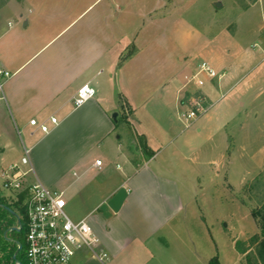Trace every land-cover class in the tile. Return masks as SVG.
<instances>
[{
  "label": "crops",
  "instance_id": "crops-1",
  "mask_svg": "<svg viewBox=\"0 0 264 264\" xmlns=\"http://www.w3.org/2000/svg\"><path fill=\"white\" fill-rule=\"evenodd\" d=\"M196 1L0 0V61L13 73L0 100V174L17 164L28 171V182L71 198L99 196L76 220L88 221L107 257L81 250L74 264H210L215 257L219 264L246 263L247 250L237 249L247 230L236 231V196H227L232 209L221 216L222 197L206 194L205 185L220 182L225 161L214 154L221 143L228 149L230 124L209 110L228 95L247 96L264 80V0L246 7L248 33L259 38L253 47L236 45L245 28L238 23L233 29L195 26ZM256 5L261 22L253 27ZM204 59L219 74L197 75L198 85L191 78ZM83 84L96 94L76 107ZM197 93L209 108L186 120L182 108ZM246 113L233 123L248 121ZM31 119L50 131L41 132ZM124 120L144 139L138 161L123 148ZM56 165L73 170L72 178L57 181L36 171ZM192 179L202 184L201 195L183 196Z\"/></svg>",
  "mask_w": 264,
  "mask_h": 264
},
{
  "label": "rangeland",
  "instance_id": "rangeland-1",
  "mask_svg": "<svg viewBox=\"0 0 264 264\" xmlns=\"http://www.w3.org/2000/svg\"><path fill=\"white\" fill-rule=\"evenodd\" d=\"M254 1L256 0H197L196 6L190 12V16L195 26L206 28V30H216L218 26L233 29L238 23L245 28L236 35V45L253 47V43L258 41L259 38L256 34L248 33V9L246 10V7ZM217 4L220 5L218 6ZM261 9V5H256L251 9V24H253V27L261 22ZM195 10H198L199 14ZM224 43L227 46L230 44L229 41H225L222 44L224 45ZM228 51H230V47L225 49V54H228ZM207 59L204 60L208 61L212 66L213 64ZM217 70L215 69L218 76L219 70ZM256 93H259V95L257 96ZM204 96L202 93L195 94V99H193L191 105L200 99L203 109H208L210 102ZM218 97L215 96L214 99ZM241 102L246 103V105L242 106ZM246 111H248V121L242 119L234 124V118L245 116L247 114ZM129 113V107L126 106L123 109V118L128 117ZM209 113H212L214 118L221 115L224 116L225 119L230 121V124L227 126L228 149L221 143L219 154H214L217 160H220L221 156H223L222 160L225 161V165L221 166V177L218 179L220 182L214 185H205L206 194L208 196H213L214 194L222 197L221 216L229 208L232 209V205L230 207L228 199H226L227 196H236L238 206L235 223L236 231H239L240 228L247 230V236L238 240L240 248L247 250L246 253H243L244 259L242 260L246 262L245 264H259L258 250L262 236L261 232L258 231L259 233H257L255 230L258 227L261 231V228L258 219L252 215L251 211L253 208L261 209L264 207V80L260 81L257 89L250 92L247 96L238 99L237 95L234 94L221 99L216 106L209 110ZM201 114L198 111L197 116ZM124 121L126 123V136L123 140V148L130 158L138 161L140 156H143L144 139L134 133L133 124L130 121ZM194 128L192 127L191 130H194ZM23 136L27 140L26 135L23 134ZM136 149H142L141 153L139 151L140 155H137ZM36 171L57 181L61 179L64 181L73 176V170L57 165L41 169L37 168ZM230 174L231 184L228 180ZM188 188L189 192L184 191L183 196H200L202 193V184L198 183V179H192ZM65 197L68 199L67 213L75 220L85 213L99 198V196L87 195L74 196L72 198L66 195ZM225 223V221L220 223L222 230L225 229ZM17 224L18 220L16 219L14 227H17ZM8 238H11L10 233ZM257 239V242L254 241ZM23 241L25 242V238ZM219 246L223 256V253L225 254L227 251L223 248L222 240H220ZM226 256H224V259ZM230 260L231 263L225 262V264H242L243 262L236 258H231Z\"/></svg>",
  "mask_w": 264,
  "mask_h": 264
},
{
  "label": "built area",
  "instance_id": "built-area-1",
  "mask_svg": "<svg viewBox=\"0 0 264 264\" xmlns=\"http://www.w3.org/2000/svg\"><path fill=\"white\" fill-rule=\"evenodd\" d=\"M12 72L0 61V100H5L4 89ZM210 78L217 76L216 71L207 61L200 62L197 74L191 79L198 85H203L197 75ZM96 90L90 84H83L74 96V105L79 107L92 99ZM200 100V99H199ZM191 106H182V116L194 119L197 113H204L200 101ZM50 122L57 124V118L51 117ZM30 124L37 126L41 132L50 131L47 123L31 119ZM29 150L24 148L22 164L28 163ZM96 166L102 165V160L95 161ZM28 171H23L17 164H12L0 174V192L5 199L18 204L26 217L25 256L27 264H74V257L81 250H90L99 260H104L107 253L97 249L98 238L86 219L75 220L67 213L68 200L63 191L50 188L41 182H28ZM17 214V213H16ZM20 216L17 214L22 228Z\"/></svg>",
  "mask_w": 264,
  "mask_h": 264
},
{
  "label": "trees",
  "instance_id": "trees-1",
  "mask_svg": "<svg viewBox=\"0 0 264 264\" xmlns=\"http://www.w3.org/2000/svg\"><path fill=\"white\" fill-rule=\"evenodd\" d=\"M5 206L10 207L20 216L22 228L15 230L14 222L17 219ZM18 210V212H17ZM24 210L18 204H12L8 202L0 192V264H27L25 256V229H26V217L23 214ZM252 215L258 219L261 228V240L259 241L258 257L262 264H264V207L261 209L253 208ZM11 234V238H8V234ZM254 241H258L254 240ZM19 244L22 245L19 249ZM237 249L240 252H245L240 248L239 242H237ZM210 264H219L218 259L215 257L210 260Z\"/></svg>",
  "mask_w": 264,
  "mask_h": 264
},
{
  "label": "water",
  "instance_id": "water-1",
  "mask_svg": "<svg viewBox=\"0 0 264 264\" xmlns=\"http://www.w3.org/2000/svg\"><path fill=\"white\" fill-rule=\"evenodd\" d=\"M218 6L220 5V4H217ZM117 114L115 113L113 116L115 117ZM5 208H7L14 216H16L17 217V214H16V212L14 211V210H12L10 207H8V206H5ZM13 229H15V230H20V228H17V227H14ZM19 249H21V245L19 246Z\"/></svg>",
  "mask_w": 264,
  "mask_h": 264
}]
</instances>
